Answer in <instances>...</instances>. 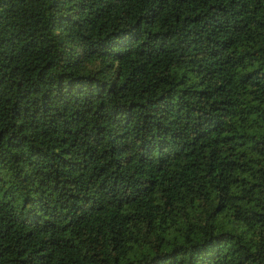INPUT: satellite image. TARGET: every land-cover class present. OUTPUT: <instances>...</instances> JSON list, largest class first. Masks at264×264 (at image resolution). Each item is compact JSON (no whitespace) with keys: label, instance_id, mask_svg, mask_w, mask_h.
<instances>
[{"label":"trees","instance_id":"obj_1","mask_svg":"<svg viewBox=\"0 0 264 264\" xmlns=\"http://www.w3.org/2000/svg\"><path fill=\"white\" fill-rule=\"evenodd\" d=\"M0 264H264V0H0Z\"/></svg>","mask_w":264,"mask_h":264}]
</instances>
